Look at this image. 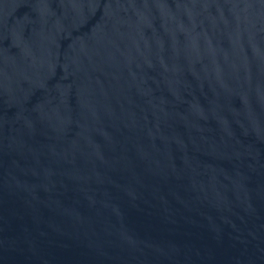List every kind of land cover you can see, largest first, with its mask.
Listing matches in <instances>:
<instances>
[{
  "label": "water",
  "instance_id": "1",
  "mask_svg": "<svg viewBox=\"0 0 264 264\" xmlns=\"http://www.w3.org/2000/svg\"><path fill=\"white\" fill-rule=\"evenodd\" d=\"M0 264H264V0H0Z\"/></svg>",
  "mask_w": 264,
  "mask_h": 264
}]
</instances>
